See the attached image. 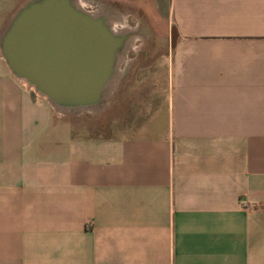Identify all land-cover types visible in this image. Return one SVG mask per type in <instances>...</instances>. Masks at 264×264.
I'll return each instance as SVG.
<instances>
[{
    "label": "crops",
    "instance_id": "obj_1",
    "mask_svg": "<svg viewBox=\"0 0 264 264\" xmlns=\"http://www.w3.org/2000/svg\"><path fill=\"white\" fill-rule=\"evenodd\" d=\"M89 2L148 34L92 108L0 45V264H264V0Z\"/></svg>",
    "mask_w": 264,
    "mask_h": 264
},
{
    "label": "water",
    "instance_id": "obj_2",
    "mask_svg": "<svg viewBox=\"0 0 264 264\" xmlns=\"http://www.w3.org/2000/svg\"><path fill=\"white\" fill-rule=\"evenodd\" d=\"M120 39L68 0H32L1 37L11 73L55 109L94 107L113 73Z\"/></svg>",
    "mask_w": 264,
    "mask_h": 264
},
{
    "label": "bare ground",
    "instance_id": "obj_3",
    "mask_svg": "<svg viewBox=\"0 0 264 264\" xmlns=\"http://www.w3.org/2000/svg\"><path fill=\"white\" fill-rule=\"evenodd\" d=\"M68 1L76 9L86 13L93 19L101 20L103 24L108 28L111 35L120 39L121 42H120L119 49L117 50L115 54L114 64L115 62L117 63V62L124 60L129 49L131 48L137 49L136 47L137 41L141 40L144 43L145 40L148 38L147 36L148 34L144 33L141 26L136 27V28L131 27L127 21V18L121 13L115 11L116 9L113 10L109 6L101 5V6H98L97 9L95 10L87 11V8H89L90 6L89 0H68ZM143 43L141 45H143ZM117 83H118L117 81H114V82L111 81V78H110L105 87L103 94H105L106 97H111L112 90L117 85ZM77 110L80 111L78 108Z\"/></svg>",
    "mask_w": 264,
    "mask_h": 264
},
{
    "label": "rangeland",
    "instance_id": "obj_4",
    "mask_svg": "<svg viewBox=\"0 0 264 264\" xmlns=\"http://www.w3.org/2000/svg\"><path fill=\"white\" fill-rule=\"evenodd\" d=\"M90 6L91 7L87 8V11H92V10L97 9V7L94 5H90ZM127 21L131 27H136V22L134 21V19L129 18V19H127ZM142 43L143 42L141 40H139L136 42V46H138L139 44H142ZM136 56H137V54H136L135 50H133V49L129 50V52L127 53V59L128 60H133L136 58ZM60 113L63 114V112H60ZM77 122L79 123V117L77 119ZM90 123H93V122H90Z\"/></svg>",
    "mask_w": 264,
    "mask_h": 264
},
{
    "label": "built area",
    "instance_id": "obj_5",
    "mask_svg": "<svg viewBox=\"0 0 264 264\" xmlns=\"http://www.w3.org/2000/svg\"><path fill=\"white\" fill-rule=\"evenodd\" d=\"M89 4H90V5H94V6H96V7L101 6V5H99V4H97V3H94V2H89ZM89 7H91V6H89Z\"/></svg>",
    "mask_w": 264,
    "mask_h": 264
}]
</instances>
